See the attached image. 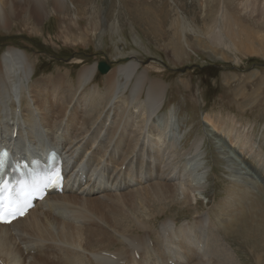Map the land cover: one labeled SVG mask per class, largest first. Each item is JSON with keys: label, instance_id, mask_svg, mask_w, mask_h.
Returning a JSON list of instances; mask_svg holds the SVG:
<instances>
[{"label": "rangeland", "instance_id": "obj_1", "mask_svg": "<svg viewBox=\"0 0 264 264\" xmlns=\"http://www.w3.org/2000/svg\"><path fill=\"white\" fill-rule=\"evenodd\" d=\"M34 4L41 5L39 18L32 14ZM0 7V55L9 47L25 51L34 65L32 80L47 87L37 94L42 100L49 94L51 108L61 104V94L54 93L58 87L62 93L73 83L75 97L97 85L102 91L110 71L132 62L144 75L142 90L149 82L165 86V101L156 113L174 111L178 153L171 160L180 165L191 158L192 145L200 141L198 165H191L199 183L193 182L197 189L190 203L179 193L161 201L146 196V209L138 216L148 220L151 231L166 219L178 225L204 214L216 224L217 244L231 250L237 264H264V0H64L60 7L55 0H0ZM100 60L110 64L105 74L97 70ZM93 64L94 77L77 86L78 71ZM57 74L66 80L56 83ZM119 80L123 85L125 78ZM140 93L146 97L145 90ZM14 102L25 127V112ZM74 117L81 118L79 110ZM53 134L56 140L65 135L59 127ZM95 163L106 165L102 158ZM232 167H241L239 183L232 182ZM249 174L252 183L246 185ZM90 185L82 187L94 191ZM200 256L180 264H195Z\"/></svg>", "mask_w": 264, "mask_h": 264}, {"label": "bare ground", "instance_id": "obj_2", "mask_svg": "<svg viewBox=\"0 0 264 264\" xmlns=\"http://www.w3.org/2000/svg\"><path fill=\"white\" fill-rule=\"evenodd\" d=\"M55 4L60 7L64 0H55ZM40 6L33 5L36 18L42 15ZM214 36L215 42L222 41L220 35ZM24 52L9 47L0 55V150L22 155L30 166L32 159L46 162L48 151L58 149L65 158L66 183L60 192L47 193L23 217L0 224V264H180L199 254L195 264H237L232 251L217 244L212 231L216 224L209 216L198 214L178 225L166 219L151 231L148 220L138 216L146 209V196L161 201L179 193L184 203H190L197 189L193 182L199 183V176L192 173L198 165L200 141L192 145L191 158L180 165L171 160L177 155L174 111L156 113L165 101V86L149 82L142 90L144 75L140 76L138 64L132 62L110 71L102 91L97 85L75 97L73 83L61 89L62 93L56 91L62 88L58 87L54 93L61 94L62 101L55 102L59 107L54 109L48 106L49 94H43V100L37 94L47 87L32 80L34 65ZM95 71L96 64L81 68L77 86L89 82ZM120 77L125 78L123 85ZM52 78L56 83L65 79L62 74ZM131 81L132 87L128 85ZM144 90L143 98L140 92ZM21 97L27 102L22 103ZM15 100L25 112V127L14 111ZM77 110L81 118L75 119ZM56 127L65 133L63 139H55ZM82 151L89 152L88 156ZM99 158L106 165L98 167L95 161ZM143 168L144 174L140 172ZM239 169H231L234 184L239 183L236 173H243ZM245 179L251 185V175ZM143 182L150 183L142 187ZM83 184H91L94 191H85Z\"/></svg>", "mask_w": 264, "mask_h": 264}, {"label": "snow or ice", "instance_id": "obj_3", "mask_svg": "<svg viewBox=\"0 0 264 264\" xmlns=\"http://www.w3.org/2000/svg\"><path fill=\"white\" fill-rule=\"evenodd\" d=\"M61 182L62 177L58 169L50 171L40 181L31 185L20 181L18 185L12 186L0 180V222H10L11 219L24 215L29 206L28 197L41 190V185L44 188L56 187Z\"/></svg>", "mask_w": 264, "mask_h": 264}, {"label": "water", "instance_id": "obj_4", "mask_svg": "<svg viewBox=\"0 0 264 264\" xmlns=\"http://www.w3.org/2000/svg\"><path fill=\"white\" fill-rule=\"evenodd\" d=\"M110 69V64L104 60H100L97 63V70L101 73V74H105L108 70Z\"/></svg>", "mask_w": 264, "mask_h": 264}]
</instances>
